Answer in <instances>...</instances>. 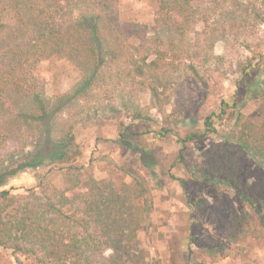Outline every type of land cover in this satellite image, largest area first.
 Instances as JSON below:
<instances>
[{
    "label": "rangeland",
    "instance_id": "rangeland-1",
    "mask_svg": "<svg viewBox=\"0 0 264 264\" xmlns=\"http://www.w3.org/2000/svg\"><path fill=\"white\" fill-rule=\"evenodd\" d=\"M192 1L183 23L184 17L180 18L184 31L160 33L163 48L170 50L174 44L183 55L177 61L182 70L165 76L170 86L159 87L157 98L152 97L146 85L140 84L138 77L134 81L133 77H122L132 70L128 60L110 64L103 68L102 78L86 98H79L71 111L57 115L53 137H65L73 126L67 146L48 141L41 125L30 124L28 128L25 121L19 120L18 112L14 113L10 101L0 105V141L5 140L0 146V165L6 168L12 164L11 155L18 161L20 153L34 152L45 144L42 165L19 173L0 186V191H9L19 199L4 207L0 197L2 222H15V211L28 201L33 188L40 197L54 196V201H59L63 193L72 201L69 214L75 213L78 218L81 214L73 206L81 204V196L96 180L102 183L103 190L112 188L138 207L142 226L137 232L139 250L133 248L125 253V257L131 258L126 264H264L263 227L254 209L229 188L222 186L218 190L207 184L200 171L203 167L211 168L212 163L226 161L219 152L228 147L234 156V178L254 197L264 216V161L233 140L239 114L243 122L264 126V0ZM118 9L120 28L126 26L135 32L125 38L127 44L136 48L146 46L143 36L154 35L152 30L158 17L155 0H119ZM79 14L75 10L73 18ZM2 21L15 26L9 15L0 16ZM64 40L72 46L80 43L75 33ZM15 43L20 42L6 43L0 48V71ZM23 59V68L16 72L22 87L15 90L5 79L1 84L10 96L15 98L20 93L26 97V106L22 104L19 112L32 111L36 94L55 103L71 94L84 74L90 73L85 68L91 67L82 64V60L74 62L66 54L53 60L37 56ZM246 63L256 68L241 84ZM120 78L124 80L119 82ZM199 80H206L203 85L207 86L199 84ZM234 98L238 106L227 109L215 134L202 138V118L217 111L222 100ZM88 113L92 115L89 120ZM11 123L18 124L17 131L2 128ZM122 134L126 138H121ZM193 134L198 137L187 143L185 158L180 162L179 141ZM228 142L230 145H226ZM214 148L217 151L209 153ZM232 174L228 172L227 176ZM178 179L185 180L186 191ZM139 190L144 192L143 197H137ZM203 199L207 203L198 208ZM193 219L197 227L193 235L202 246L190 244ZM66 228L72 230L69 224ZM74 230L81 231L76 227ZM94 240L96 248H87L80 264H118L117 259L113 260V250L104 247V235L98 234ZM129 243L133 244L124 242ZM211 248L219 252L214 261L207 254ZM0 264H16L11 251L1 246Z\"/></svg>",
    "mask_w": 264,
    "mask_h": 264
},
{
    "label": "trees",
    "instance_id": "trees-1",
    "mask_svg": "<svg viewBox=\"0 0 264 264\" xmlns=\"http://www.w3.org/2000/svg\"><path fill=\"white\" fill-rule=\"evenodd\" d=\"M155 2L158 6V17L152 30L154 35L150 37L144 35L143 39L147 41V45L136 48L128 45L125 40L135 32L126 26L120 28L117 21L119 0H0V16L9 15L15 20V26L0 22V48L6 43L20 42L15 43V46L11 48L10 58L4 59L6 64L0 71V94L2 95L0 105H5L10 101L12 106L14 104V113L18 112L16 115L18 114L19 120L25 121L28 128L30 124L41 125L48 141L67 146L72 137L73 126L69 127L65 137H53L52 129L56 130L57 115L65 110L71 111L79 98H86L88 92L102 78L103 68L110 64L128 60L132 70L122 74V77L126 79L133 77V81L138 77L140 84L146 85L152 97L157 98L160 95L159 87L170 86V82H165V76L182 70L177 61L179 56L183 55L181 51L176 50L174 44V48L170 50L163 48L165 43L160 33L173 30L183 32L184 27L180 23V18L184 17L183 23L189 15V6L193 1L155 0ZM75 10L80 13L76 19L73 18ZM67 33L76 34L80 42L78 46L65 42L64 38L70 37V35H65ZM27 37L28 40H24ZM29 39L34 44H31ZM36 40L38 43L35 42ZM26 45L29 46L26 47ZM64 54L74 62L77 59L82 60V64L91 65L90 68H85L86 72L90 73L84 74L77 88L71 94L58 98L56 103L46 98L45 95L36 94L32 99V111L19 112L17 109L21 108L22 104L26 106V97L16 91L14 94L17 93L18 97L10 96V92L7 93L2 89V81L7 80L9 85L15 87V90L21 88L22 85L16 72L23 68V57L26 61L35 56L53 60ZM152 55L155 56L153 59H151ZM255 68L256 66L252 63L244 65L241 71V84L246 83L251 70ZM190 71L196 73L194 69ZM123 78H120L119 82L123 81ZM198 83L203 85L206 80H199ZM237 106L236 98L233 101L222 100L217 111L202 118L205 130L201 137L207 138L215 134L216 125L221 124L227 114V109ZM94 113L96 114L97 111ZM117 113L120 114L118 111ZM88 115L89 120L92 115L89 113ZM16 119L18 121V118ZM235 125L233 130L235 139L233 140L239 144L240 148L250 151L264 161V126L257 127L255 124L243 122L241 114L236 118ZM17 126V123H11L6 128H2L6 131L11 129L17 131ZM126 136L122 134L121 138H126ZM197 137L198 135L193 134L179 141L181 150L178 159L180 162L185 158L187 143ZM3 142L5 140L0 141V146ZM44 145L41 144L34 152L20 153L18 161H15L14 155H11L10 161L13 166L11 164L5 168L4 165H0V186L23 171L42 165ZM213 151H217V148L211 149L209 153ZM219 155L223 156L226 161L218 164L212 163L211 168H201L202 176L207 184H212L218 190L222 186L229 188L241 202L253 208L260 226L263 227L264 235L262 209L256 206L254 197L239 185L240 181L236 180L232 174V169H235L234 156L229 153L228 147L219 152ZM228 172L232 176H227ZM193 176L196 175L193 174ZM178 182L186 191L185 180L178 179ZM101 185L102 183L93 180L88 191L81 196V204L73 206V209L77 207L76 211L81 214L78 218L75 213L69 214L68 209L72 201L63 193L59 201H54V196L43 198L34 188L31 189L28 201L15 211L14 223L10 220L6 223L2 222L1 215L0 224L3 226L0 229V246L11 251L16 264H80L83 252L87 248L92 250L96 248L97 243L93 239L99 234L104 235V247L112 249L116 255L113 260L117 259L118 264H126L127 259L131 260V258L130 255L128 258L125 257V253L133 248L139 250L137 232L142 229V226L139 224L138 207L125 195L114 192L112 188L103 190ZM136 195L143 197L144 192L139 190ZM0 197L3 198L4 207L19 201L18 198L11 196L9 191H0ZM205 202L207 203V200L203 199L200 204L198 203V208H202ZM66 206L67 209H65ZM27 222H29L28 226ZM68 224L72 226V230L66 228ZM75 227L80 228L81 231L76 232ZM93 228H98V231ZM196 229V220L193 219L189 230L190 244L192 242L201 245V240H197L193 235ZM127 241L133 244H124ZM213 249L211 248L207 254L214 261L219 252ZM49 257L56 259L49 260ZM27 261L30 262L27 263Z\"/></svg>",
    "mask_w": 264,
    "mask_h": 264
}]
</instances>
